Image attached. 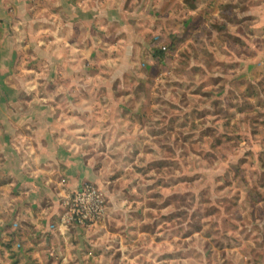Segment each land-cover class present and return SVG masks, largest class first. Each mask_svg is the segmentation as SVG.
<instances>
[{"label": "rangeland", "instance_id": "rangeland-1", "mask_svg": "<svg viewBox=\"0 0 264 264\" xmlns=\"http://www.w3.org/2000/svg\"><path fill=\"white\" fill-rule=\"evenodd\" d=\"M184 1L143 0L127 7V19L120 6L118 19H98L93 55L75 60L93 77L84 74L77 96L66 89L60 97L49 67L50 99L59 100L49 110L80 112L66 140L94 171L82 185L102 192L105 210L93 225L62 220L55 234L34 233L29 246L9 251L10 264L18 253L40 255L34 264H264V69L260 86L238 82L214 50L237 41L208 43L196 2ZM23 91L0 87V98ZM5 122L25 120L0 121V138ZM10 237L9 249L22 240Z\"/></svg>", "mask_w": 264, "mask_h": 264}, {"label": "crops", "instance_id": "crops-1", "mask_svg": "<svg viewBox=\"0 0 264 264\" xmlns=\"http://www.w3.org/2000/svg\"><path fill=\"white\" fill-rule=\"evenodd\" d=\"M141 1L0 0V87L24 88L23 92L29 94L24 97L19 92L8 93L0 98V121L25 120L15 126L8 122V129L5 122V134L0 138V264H10L9 251L21 241L23 247L29 246L34 233L42 237L45 233L58 232L54 229L63 220L66 197L85 181L94 179V171L84 162L79 150L70 148L66 140L67 134H76L69 122L81 118L80 112L49 110V104L59 103L50 99V72L55 67L59 74L55 83L63 88L62 99L66 89L75 91L67 94L77 96L75 93L85 84L84 74H88V80L93 77L90 68L82 71L81 62L77 64L75 60L78 62L80 54L89 58L93 55L96 42L92 33L98 19L113 21L116 6L123 9L119 16L127 19V7L139 8L143 5ZM192 1L196 4L190 8L200 10L201 28L202 32L206 31L208 43L226 37L237 41L234 48L221 41L214 48L218 60L233 67L238 82H249L251 89L260 86L257 72L258 68L264 69V47H258L257 41L258 33L264 30V0ZM171 23L175 26V19ZM170 32L175 36L177 29L171 28ZM29 88L41 91L34 96L27 93ZM248 98L251 105L258 102L254 92ZM66 102L67 99L63 101ZM18 104L22 106L19 112ZM11 234L22 240L9 249ZM34 240L38 242L36 247H40L41 239L34 237ZM34 246L35 243L30 248ZM18 258V264L42 260L35 254L25 259L18 253Z\"/></svg>", "mask_w": 264, "mask_h": 264}, {"label": "built area", "instance_id": "built-area-1", "mask_svg": "<svg viewBox=\"0 0 264 264\" xmlns=\"http://www.w3.org/2000/svg\"><path fill=\"white\" fill-rule=\"evenodd\" d=\"M64 205L66 211L63 221L76 225H93L103 216L105 199L95 185L87 183L66 197Z\"/></svg>", "mask_w": 264, "mask_h": 264}, {"label": "trees", "instance_id": "trees-1", "mask_svg": "<svg viewBox=\"0 0 264 264\" xmlns=\"http://www.w3.org/2000/svg\"><path fill=\"white\" fill-rule=\"evenodd\" d=\"M162 53H163V51L159 50V51H157V53L155 54V56H157V55L159 56Z\"/></svg>", "mask_w": 264, "mask_h": 264}]
</instances>
